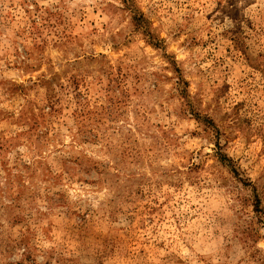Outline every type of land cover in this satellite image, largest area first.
I'll list each match as a JSON object with an SVG mask.
<instances>
[{
  "label": "rangeland",
  "instance_id": "rangeland-1",
  "mask_svg": "<svg viewBox=\"0 0 264 264\" xmlns=\"http://www.w3.org/2000/svg\"><path fill=\"white\" fill-rule=\"evenodd\" d=\"M134 1L0 0V264H264V0Z\"/></svg>",
  "mask_w": 264,
  "mask_h": 264
},
{
  "label": "trees",
  "instance_id": "trees-1",
  "mask_svg": "<svg viewBox=\"0 0 264 264\" xmlns=\"http://www.w3.org/2000/svg\"><path fill=\"white\" fill-rule=\"evenodd\" d=\"M125 8L129 13L132 14L133 21L136 23V25L138 26L139 29L145 30V31L150 29L147 26L148 21L145 17V14L139 10V8H138V6H136V3L134 0H125ZM218 151H219V153H217V156H218L219 160L221 162H223L224 164H228V160H229L228 157L225 156L220 149ZM22 245L23 244H20L19 247H21ZM29 249L27 248L24 250V257L25 258L23 259V261H21L19 263H10V264H30V262L32 261V255L29 252ZM34 263L38 264L36 262H34ZM46 264H51V263L48 262Z\"/></svg>",
  "mask_w": 264,
  "mask_h": 264
}]
</instances>
